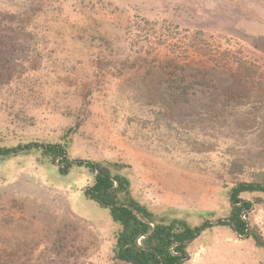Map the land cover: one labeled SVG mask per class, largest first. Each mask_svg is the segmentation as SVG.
I'll use <instances>...</instances> for the list:
<instances>
[{
  "label": "rangeland",
  "instance_id": "rangeland-1",
  "mask_svg": "<svg viewBox=\"0 0 264 264\" xmlns=\"http://www.w3.org/2000/svg\"><path fill=\"white\" fill-rule=\"evenodd\" d=\"M66 135L71 161L123 165L150 210L225 220L236 183L264 185V0H0V147ZM61 167L0 160V264H113L93 175ZM242 196L263 200L252 223L264 235V195ZM187 254L264 264L225 226Z\"/></svg>",
  "mask_w": 264,
  "mask_h": 264
},
{
  "label": "trees",
  "instance_id": "trees-1",
  "mask_svg": "<svg viewBox=\"0 0 264 264\" xmlns=\"http://www.w3.org/2000/svg\"><path fill=\"white\" fill-rule=\"evenodd\" d=\"M78 125L68 129L74 134ZM70 135L54 143L32 141L12 147H0V160L17 155L35 154L39 160L51 165L56 161L62 165L57 171L67 175L72 167H83L93 175V184L86 192L87 198L107 209L111 222L116 226L113 234L111 260L113 264H183L188 248L206 230L215 227H229L239 236L251 239L264 252V235L252 223L253 208L261 197L251 200L243 198L244 193H261L260 183L238 182L230 189V212L225 220L217 223L191 225L185 218L178 217L172 209L156 213L138 202L131 192L130 179L123 174L124 166L114 162L73 160L68 156ZM137 211L140 219L133 211ZM201 216L209 215L201 213Z\"/></svg>",
  "mask_w": 264,
  "mask_h": 264
},
{
  "label": "water",
  "instance_id": "water-1",
  "mask_svg": "<svg viewBox=\"0 0 264 264\" xmlns=\"http://www.w3.org/2000/svg\"><path fill=\"white\" fill-rule=\"evenodd\" d=\"M231 194V193H230ZM230 194H229V198H230ZM132 211L140 218V219H142L141 218V216L139 215V213L137 212V211H135L134 209H132ZM209 223H216V222H213V221H209Z\"/></svg>",
  "mask_w": 264,
  "mask_h": 264
}]
</instances>
